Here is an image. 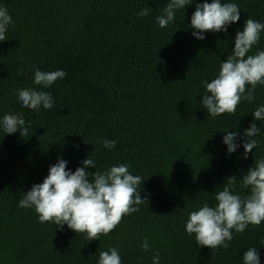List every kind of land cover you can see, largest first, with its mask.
Listing matches in <instances>:
<instances>
[{"label":"trees","instance_id":"trees-1","mask_svg":"<svg viewBox=\"0 0 264 264\" xmlns=\"http://www.w3.org/2000/svg\"><path fill=\"white\" fill-rule=\"evenodd\" d=\"M167 2L0 0L14 21L0 41V116L21 113L26 126L31 122L25 137L19 129L0 130V264H97L99 251L109 246L119 249L122 264H152L155 251L160 264H243L247 247L258 248L264 264V222L233 233L228 249L198 247L184 230L188 212L214 205L228 177L247 195L240 177L254 156L264 157V121H255L262 134L253 137L258 144L247 159L242 145L229 155L222 143L225 131L242 134L248 127L251 112L264 104V86L231 114L212 117L200 104L201 81L215 77L236 31L248 17L264 22V0H232L240 19L227 33L206 31L203 40L190 27L195 3L177 10L166 27L156 23ZM142 8L150 11L139 17ZM257 48L264 49V31L248 54ZM32 65L67 73L43 89L55 100L52 109L21 108L17 101L16 89L38 87ZM20 69L28 70L18 75ZM102 139L116 140L115 147L104 148ZM58 156L73 171L87 156L102 168L128 163L144 178L139 187L148 201L99 239L41 223L18 201ZM144 237L148 251L140 248Z\"/></svg>","mask_w":264,"mask_h":264},{"label":"clouds","instance_id":"clouds-1","mask_svg":"<svg viewBox=\"0 0 264 264\" xmlns=\"http://www.w3.org/2000/svg\"><path fill=\"white\" fill-rule=\"evenodd\" d=\"M193 3L195 10L191 13L190 27L196 39L203 40L206 31L227 33L228 27L240 19L241 8L232 0H168L162 14L156 16V23L161 28L166 27L174 21L177 10ZM149 11L148 8H142L137 15L144 17ZM9 26H14V21L8 9L0 6V41L5 40ZM262 31L264 22L248 17L242 30L236 31L234 47L221 60L215 77L210 81H201L204 92L200 104L209 116L234 113L242 99L250 103L254 101L257 85L264 86V49L257 48L254 55L248 54L260 41ZM27 70L20 69L17 74L23 75ZM30 70L33 73L32 84L38 87L15 90L20 107L37 111L41 107L54 108L52 94L43 89L51 87L57 79L65 78L67 73L64 69L43 71L35 65ZM251 115L253 120L242 134L225 131L222 143L226 145L227 154L236 152L242 145L243 157L247 159L249 152L256 148L258 140L253 137L262 133L255 121H264V104L255 107ZM30 124L29 121L28 126ZM28 126L21 113L0 116L3 135L17 133L19 129V136L25 137ZM100 143L104 148L112 149L116 140L102 139ZM67 164L66 159L58 156L56 162L49 166L42 182L32 184L17 206L33 208L41 223L50 221L60 230L66 225L76 233H85L89 241L99 239L101 234H109L123 215L139 211V205L148 201L147 195L142 198L139 187L144 178L132 174L128 163L102 168L97 167V162L87 156L74 171ZM93 165L96 171L89 172L88 167ZM240 183L248 189L247 195L236 192L235 179L230 176L222 190L215 192L214 205L205 202L198 209L188 212L184 230L194 235L198 247L228 249L233 233H242L249 225L258 226L264 222V157L254 156L253 165L241 175ZM260 244L264 246V239H261ZM140 248L149 250L148 237H144ZM242 262L261 264L258 248L247 247ZM97 264H122L119 249L109 246L107 250L99 251ZM152 264H160L159 251L153 253Z\"/></svg>","mask_w":264,"mask_h":264}]
</instances>
